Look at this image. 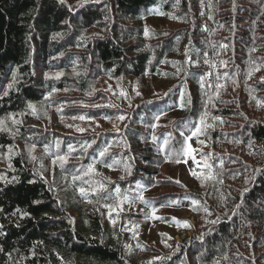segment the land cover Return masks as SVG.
Returning a JSON list of instances; mask_svg holds the SVG:
<instances>
[{
  "label": "trees",
  "instance_id": "obj_1",
  "mask_svg": "<svg viewBox=\"0 0 264 264\" xmlns=\"http://www.w3.org/2000/svg\"><path fill=\"white\" fill-rule=\"evenodd\" d=\"M0 119V264H264V0H0ZM197 127L214 179L150 194Z\"/></svg>",
  "mask_w": 264,
  "mask_h": 264
},
{
  "label": "rangeland",
  "instance_id": "obj_2",
  "mask_svg": "<svg viewBox=\"0 0 264 264\" xmlns=\"http://www.w3.org/2000/svg\"><path fill=\"white\" fill-rule=\"evenodd\" d=\"M227 80V79H226ZM62 122V121H61ZM107 124V123H106ZM110 124V123H108ZM98 126H101L99 122H97ZM104 128H106L105 124L102 125ZM44 127V126H43ZM176 135L180 138V143L182 146V155L178 158L174 157L173 153L170 151V157L168 162L165 163V165L161 168V174L164 176V179H168L169 177L171 178V182L173 185L170 186H165L162 184V187H156L154 189L149 190L150 194H160L167 191L172 192L173 194V188L175 189V186H182L181 184H189L195 181L196 177L191 175V170H195L197 172V169L205 163L201 157L198 155V146L196 143V139L193 137V135L189 132L188 128H180L179 130L176 131ZM187 137H191V139H186ZM191 146V148L194 150L192 152L191 156H188L184 153H186L188 146ZM30 152H35L32 149H30ZM34 156V154L32 155ZM180 160L181 162L177 163L176 161ZM184 161H187L186 163ZM179 181V183H177ZM171 183V184H172ZM163 190V191H159ZM157 191V193L155 192ZM180 192V191H179ZM148 194V193H146ZM145 194V195H146ZM151 198H154L152 196ZM124 203H118L116 205V208L122 209V205ZM126 209H129L132 212H137L141 211L142 209L145 210L144 206L134 202L132 204H125ZM171 209L169 210H164V209H159L158 211H155L153 213V210L150 212L151 216L150 217H139L140 219L143 220H148L149 222H144L143 221H136L135 218L133 220H128L129 224L131 225L132 228H135L138 224L141 225V230L142 232L144 231L145 235L147 236V240H149V236L155 237L158 233L164 232L165 234H168L169 236H174L175 239H179L178 235H174L175 233V227L170 224L162 223L159 224L158 221L156 220L157 215H159V211L162 213H166L170 215L171 217H175L176 219H185V220H190L191 222H194L192 219L191 211L185 208L184 206L173 208L170 207Z\"/></svg>",
  "mask_w": 264,
  "mask_h": 264
},
{
  "label": "snow or ice",
  "instance_id": "obj_3",
  "mask_svg": "<svg viewBox=\"0 0 264 264\" xmlns=\"http://www.w3.org/2000/svg\"><path fill=\"white\" fill-rule=\"evenodd\" d=\"M58 75H59V74H58ZM12 87H13V84H9V85H8V88H9V89L12 88ZM7 94H8V92L5 91V92H4V95H7ZM139 94H140V93L137 92V95H139ZM49 95H51V93H49ZM121 95H125V93L122 91V92H121ZM28 107L32 110V113L35 114V112H36L35 106L32 105V104H29ZM95 107H100V105H95ZM10 119L12 120V123H14V124H18V123H20V121L16 120V119L13 118V117H10ZM79 119L83 120V119H85V117H84V116H80ZM118 119L123 120L124 117H123V116H120V117H118ZM157 119H158V117H157ZM201 123H203V117L201 118ZM155 126H156V125H153V127H155ZM0 129L5 130V131L8 130L7 127H6L5 121H4L3 119H0ZM77 131L83 132V131H85V129H83V128H78ZM200 131H201V128H200V127H197V128L195 129V131L192 132V135H193V136H196V135H198V134L200 133ZM186 139H191V137H187ZM33 148H34V146H33ZM69 150H70V151L72 150V146H71V145H69ZM30 151H31V150H30ZM107 151H108L107 148H105L104 150H102V151L100 152V156H104V155L107 153ZM193 151H194V150H193V149L191 148V146L189 145L188 148H187L186 153H184V154H186V155H188V156H191ZM33 159H35V157H33ZM65 159H66L65 157H60V158H59V160H60L61 162H63ZM176 162L179 163V162H181V161H180V160H177ZM184 162L186 163L187 161H184ZM205 166L208 167V168H211V165H207L206 162H205ZM88 170H89V172H92V171H94L95 169H94L93 165H89V166H88ZM191 175L194 176V177H196L197 179H202V181H203L204 179H209V178L214 179V177H210V176L202 177L201 174H200V173H197L195 170H191ZM3 179H5V178H4L3 176H0V180H3ZM13 179H15V178H13ZM74 179H75V177H74ZM177 183H179V181H177ZM102 187H103V185H101V188H102ZM245 191H247V189H245ZM80 193H81V195H86V194H87L83 188L80 189ZM116 194H117V197H119V195H120V189H119V188L116 189ZM139 198H140L141 200H143V196H142V195H141ZM123 199H124V200H127L128 197L125 196ZM222 199H223V197H222ZM37 203H38V202H37ZM121 203H122V202H121ZM191 203H192L193 206H195V205H198L200 202H199L198 200H192ZM105 207H108V208H109L110 213H111V211H114V210H115V209L113 208V206H111V205H105ZM237 207H239V205H237ZM17 211H19V210H17ZM155 211H156V210L153 209V213H155ZM204 211H205V212H208V209L205 207V208H204ZM208 214L210 215L211 213H208ZM25 215H26V214H25ZM156 218L159 219V217H156ZM173 219L175 220L176 218H173ZM218 220H219V217L217 218V220H212V221H209V222L212 223V224H215V223L218 222ZM113 223H115V221H113ZM176 223H177V225H182L183 227H186V228L192 227V225H191L188 221H186V220H185V221H179V220H176ZM165 235H166V234H165ZM168 239H171V237H168ZM162 242L165 243L166 246H169V245H167V242H166V241H162ZM154 259H155V260H164V259H167V257H154ZM149 264H152V262L149 261ZM216 264H219V261H217Z\"/></svg>",
  "mask_w": 264,
  "mask_h": 264
}]
</instances>
